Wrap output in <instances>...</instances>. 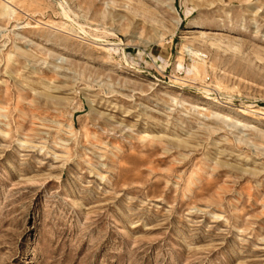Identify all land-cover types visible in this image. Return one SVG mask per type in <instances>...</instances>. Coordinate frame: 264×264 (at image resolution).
Wrapping results in <instances>:
<instances>
[{
    "label": "rangeland",
    "instance_id": "obj_1",
    "mask_svg": "<svg viewBox=\"0 0 264 264\" xmlns=\"http://www.w3.org/2000/svg\"><path fill=\"white\" fill-rule=\"evenodd\" d=\"M0 264H264V0H0Z\"/></svg>",
    "mask_w": 264,
    "mask_h": 264
},
{
    "label": "bare ground",
    "instance_id": "obj_2",
    "mask_svg": "<svg viewBox=\"0 0 264 264\" xmlns=\"http://www.w3.org/2000/svg\"><path fill=\"white\" fill-rule=\"evenodd\" d=\"M195 32V31H194ZM216 45V44H215ZM109 52H117V49H115V48H111V49H109ZM118 52H119V50H118ZM190 55L193 57V58H197V57H199L200 55L197 53V52H195L194 50L193 51H190ZM199 55V56H198ZM213 66V65H212ZM198 68V67H197ZM197 71V70H196Z\"/></svg>",
    "mask_w": 264,
    "mask_h": 264
}]
</instances>
